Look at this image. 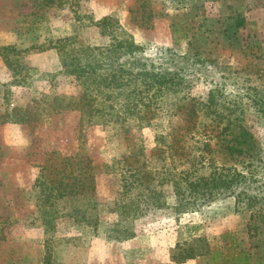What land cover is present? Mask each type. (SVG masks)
Instances as JSON below:
<instances>
[{
	"label": "rangeland",
	"instance_id": "374dc122",
	"mask_svg": "<svg viewBox=\"0 0 264 264\" xmlns=\"http://www.w3.org/2000/svg\"><path fill=\"white\" fill-rule=\"evenodd\" d=\"M77 3L0 0V47L20 49L28 74L24 85L12 84V72L0 56V264H221L225 256L240 253L248 254L252 264L263 259L264 198L247 208L244 203L237 205L233 197H222L175 218L179 211L173 209L175 196L168 186L164 188L166 209L139 218L129 240H111L109 230L114 229L110 227L116 214L110 211L119 181L116 175L104 174L103 165L121 152L111 141L114 129L86 126L76 111L52 110L55 97L75 102L80 87L73 78L54 76L59 70L56 50L38 48L73 33L92 47L105 45L107 38L88 22L113 18L141 48L146 63L189 80V93L199 102H206L214 82L243 94L245 126L264 154V118L257 116L250 99L264 97V1ZM239 18L244 25L236 27ZM11 115L25 121L5 122ZM176 120L173 124L180 129L186 125ZM140 134L146 162L154 165L160 154L154 131L145 127ZM186 134L183 140L193 151L196 139ZM77 153L89 156L98 171L95 207L85 213L98 215L95 228L75 221L72 209L77 204L71 196L45 208L50 214L46 222L38 212L43 188L35 186V181L44 172L42 167L56 174L61 171V160ZM168 158L173 165L184 162ZM260 182L264 184V179ZM258 184L255 181L251 186ZM85 201L80 200L83 209Z\"/></svg>",
	"mask_w": 264,
	"mask_h": 264
},
{
	"label": "trees",
	"instance_id": "16d2710c",
	"mask_svg": "<svg viewBox=\"0 0 264 264\" xmlns=\"http://www.w3.org/2000/svg\"><path fill=\"white\" fill-rule=\"evenodd\" d=\"M77 2L74 0L75 5ZM88 23L98 27L107 38L105 45L92 47L73 33L54 42L49 40L38 50H56L59 70L54 76L73 78L80 87L75 102L55 97L52 110L76 111L79 122L86 126L99 124L114 129L115 138L111 141L121 152L103 165V173L116 175L119 181L118 197L111 204L110 213L116 214V220L110 227L114 229L109 230V238L118 242L129 240L135 235L132 228L139 218L166 209L164 188L167 186L175 196L173 209L179 211L175 218L222 197H233L237 205L244 203L247 208L259 205L264 198V184L260 182L264 179V154L258 140L245 126L244 95L227 91L225 85L214 82L206 102H199L189 93V80L146 63L140 56L141 48L115 19L108 17ZM235 25L243 26L244 20L237 19ZM20 54L21 50L15 46L0 47V56L12 72V84L22 86L28 74ZM250 99L257 116L264 118V97ZM174 120L186 125L180 129L173 124ZM4 121L22 123L25 120L11 115ZM145 127L154 131L160 151L159 161L154 165L145 159L140 134ZM184 132L192 133L196 139L193 151L188 150L183 140ZM168 157L184 162L173 165ZM61 163V171L56 174L42 167L45 173L40 171L35 181V186L43 188V198L38 203L40 217L46 222V214H50L45 208L71 196L77 204H73L72 217L77 223L82 221L95 228L98 215L85 213L93 210L96 203V166L89 156L78 153L62 159ZM255 181L259 184L251 186ZM253 188L254 193L250 192ZM81 198H86L84 209L79 206ZM221 264L252 263L248 254L240 253L225 256ZM254 264H264V258L255 260Z\"/></svg>",
	"mask_w": 264,
	"mask_h": 264
}]
</instances>
